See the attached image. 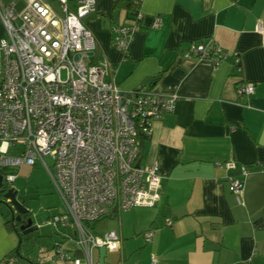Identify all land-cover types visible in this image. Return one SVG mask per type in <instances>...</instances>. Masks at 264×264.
<instances>
[{
	"label": "crops",
	"instance_id": "0c3cea01",
	"mask_svg": "<svg viewBox=\"0 0 264 264\" xmlns=\"http://www.w3.org/2000/svg\"><path fill=\"white\" fill-rule=\"evenodd\" d=\"M115 1L95 0V11L83 20L96 42L95 62L108 63V78L124 92L163 71L151 89L175 94L176 101L173 113L151 121L139 159L141 166L157 162L163 174L159 201L94 222L95 233L115 230L120 243L117 250H94L93 260L264 264V0H134L141 19L126 53L112 45L110 28L129 21L125 10L114 9ZM258 22L263 33L256 31ZM192 43L216 44L228 57L217 64L182 60ZM246 84L253 92L239 95L237 86ZM217 161H232L236 169L218 168ZM242 165L250 173L238 203L228 177L237 176ZM6 218L0 205V259L14 254L19 242ZM150 229L152 238L145 242ZM51 246H40L35 259L16 260L56 264L42 257Z\"/></svg>",
	"mask_w": 264,
	"mask_h": 264
},
{
	"label": "built area",
	"instance_id": "2783aa9c",
	"mask_svg": "<svg viewBox=\"0 0 264 264\" xmlns=\"http://www.w3.org/2000/svg\"><path fill=\"white\" fill-rule=\"evenodd\" d=\"M94 11L95 0H0L2 182L13 188L24 165L40 161L46 168L64 206L42 224L58 236L41 252L56 264H100L92 252L117 250L120 237L115 230L97 234L92 224L114 211L157 204L163 174L157 162L139 164L137 134L149 135L151 121L175 108V94L163 96L146 86L124 92L108 78L110 67L105 60L95 62L96 42L83 21ZM140 19L139 12L127 24L110 28L116 49L126 53ZM159 25L155 18L152 27ZM256 31L263 33L260 22ZM227 57L216 44L192 43L181 53L184 61L214 64ZM233 57L238 64V56ZM236 92L250 94L253 85H238ZM45 156L51 157L52 168ZM214 165L236 169L232 161ZM249 173L242 165L237 176L228 177L238 203ZM152 235V229L145 232L144 241ZM68 243L74 248H66ZM0 264L18 262L9 254Z\"/></svg>",
	"mask_w": 264,
	"mask_h": 264
},
{
	"label": "rangeland",
	"instance_id": "374dc122",
	"mask_svg": "<svg viewBox=\"0 0 264 264\" xmlns=\"http://www.w3.org/2000/svg\"><path fill=\"white\" fill-rule=\"evenodd\" d=\"M5 3L7 0H3ZM2 34V26L0 22V35ZM45 163L52 168V159L50 156L44 157ZM13 188L17 191V199L27 207L31 213V219L36 224H40L35 231L32 232V254L30 259H35V255L40 246L52 245L58 239L51 227L42 226L48 218L56 213L64 211V206L59 195L50 179V176L44 165L37 161L33 166H22L18 170V177L13 183ZM3 211L10 219V211L8 205L2 196L0 198ZM32 240V241H33ZM34 257V258H33Z\"/></svg>",
	"mask_w": 264,
	"mask_h": 264
},
{
	"label": "trees",
	"instance_id": "16d2710c",
	"mask_svg": "<svg viewBox=\"0 0 264 264\" xmlns=\"http://www.w3.org/2000/svg\"><path fill=\"white\" fill-rule=\"evenodd\" d=\"M10 0H7V2ZM139 2L134 1V0H116L114 9H123L125 10L127 17L129 20L134 19L135 16L139 13ZM236 68H239V63L236 64ZM163 71L160 72L156 77L150 80L149 83H147L146 86L147 88H152V85L158 81V79L161 77ZM148 134H145L143 131L139 130L137 134V140L139 143V154H138V160L140 159L143 151V141L148 138ZM3 173V170H0V175ZM7 186L2 184L0 187V198H2L3 194L7 190ZM2 201L0 199V205H2ZM26 217H31V213H25L21 214L18 216V219L10 220L8 217L5 220V224L8 226L10 230L17 231L18 227L24 223V218ZM20 236V243L15 249V256L19 260H27L30 261V255L32 253V233H29L27 235L19 234Z\"/></svg>",
	"mask_w": 264,
	"mask_h": 264
},
{
	"label": "water",
	"instance_id": "95a60500",
	"mask_svg": "<svg viewBox=\"0 0 264 264\" xmlns=\"http://www.w3.org/2000/svg\"><path fill=\"white\" fill-rule=\"evenodd\" d=\"M16 9L19 10L22 7L21 2L16 3ZM2 176L0 175V187L2 186ZM17 191L10 187L7 188L6 192L3 194V198L5 200V203L8 205L9 211H10V220L18 219V216L21 214H25L30 212L27 207L23 204V202H20L17 197ZM38 228L36 224L33 223V220L31 217H29L24 224H21L18 229V237L20 238L19 234L27 235L29 233H32ZM20 243V239L18 242V245Z\"/></svg>",
	"mask_w": 264,
	"mask_h": 264
},
{
	"label": "flooded vegetation",
	"instance_id": "af4514ba",
	"mask_svg": "<svg viewBox=\"0 0 264 264\" xmlns=\"http://www.w3.org/2000/svg\"><path fill=\"white\" fill-rule=\"evenodd\" d=\"M3 174V173H2ZM1 174V175H2ZM5 185V184H4ZM9 188V187H8ZM23 215V214H22ZM29 217H26V218H24V223L26 222V220L28 219ZM24 223H22V224H24Z\"/></svg>",
	"mask_w": 264,
	"mask_h": 264
}]
</instances>
